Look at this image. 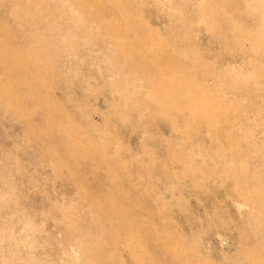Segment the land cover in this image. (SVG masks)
<instances>
[{
  "label": "rangeland",
  "instance_id": "rangeland-1",
  "mask_svg": "<svg viewBox=\"0 0 264 264\" xmlns=\"http://www.w3.org/2000/svg\"><path fill=\"white\" fill-rule=\"evenodd\" d=\"M0 264H264V0H0Z\"/></svg>",
  "mask_w": 264,
  "mask_h": 264
}]
</instances>
